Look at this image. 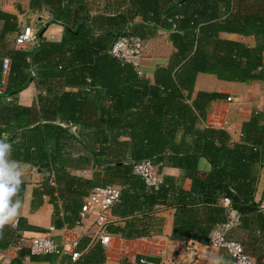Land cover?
Instances as JSON below:
<instances>
[{
	"label": "trees",
	"instance_id": "16d2710c",
	"mask_svg": "<svg viewBox=\"0 0 264 264\" xmlns=\"http://www.w3.org/2000/svg\"><path fill=\"white\" fill-rule=\"evenodd\" d=\"M107 7L113 9L94 15L87 0H30V10L48 12L47 28L59 25L63 35L59 42L48 40L45 27L39 46L27 50L6 46L20 28L14 15L0 11V140L11 145L12 164L35 168L42 178L31 210L48 198L54 206L52 228L72 230L81 222L84 198L111 185L121 196L110 215L134 222L141 215L147 225L154 209L168 205L175 191L170 178L161 176L163 184L152 190L133 175L134 164L151 161L180 169L192 181L190 192L178 190L174 241L187 237L208 245L212 230L227 222L225 209L217 205L224 198L242 221L255 218L264 224L256 200L264 168V110L252 113L234 143L227 131L205 125L211 104L226 95L200 91L194 97L201 74L228 83L264 82V0H123ZM137 18L141 24L134 23ZM157 31L169 34L175 51L151 81L109 53L122 36L145 38ZM223 33L251 38L254 44L222 39ZM33 83L37 103L18 105L17 97ZM201 159L210 164V173L199 171ZM18 181L10 199L22 204L27 183ZM25 231L41 229L23 218L16 228L0 225V253ZM107 233L131 239L114 223ZM77 252L80 257L73 261L67 255H32L22 247L10 264H106L105 248L92 238L82 237Z\"/></svg>",
	"mask_w": 264,
	"mask_h": 264
},
{
	"label": "crops",
	"instance_id": "0c3cea01",
	"mask_svg": "<svg viewBox=\"0 0 264 264\" xmlns=\"http://www.w3.org/2000/svg\"><path fill=\"white\" fill-rule=\"evenodd\" d=\"M116 1L123 0H87V3L92 13L96 15L97 13L103 12L105 9L112 10L113 8L107 7V5ZM117 8L119 7L117 6ZM118 10H122V8ZM0 11L14 15L17 18L20 29L23 27H34L36 30H39L40 33V31L46 27L45 30L48 40L59 42L62 38L63 28L56 24H52L47 28V25L51 22L49 13L46 11L32 12L30 10V0H0ZM134 23L141 24L142 19L137 18ZM3 26L4 23L0 21V31L3 29ZM44 31L40 33V38L44 34ZM15 38L16 35H11L8 38V41H6V46H8V48L15 49ZM221 38L243 42L250 46L254 44L253 39L234 34L223 33L221 34ZM141 39L144 42L142 61L144 77L142 78L151 81L153 80L155 70L158 67L167 66L169 58L175 50L170 42L169 34L164 31H157L152 37L147 36ZM36 46H39V44ZM200 91L226 95V98L211 104L205 125L227 131L234 143L240 142L242 137V125L250 119L252 113L264 110V82H253L248 84L228 83L219 81L213 75L201 74L196 81L194 97ZM38 94L39 90L37 84L33 83L17 97L16 102L20 106L30 108L37 103ZM42 95L46 96V93L42 92ZM229 98H237L239 103L231 104L228 101ZM62 126L68 127L64 124H62ZM10 155L11 145L9 144V148L5 154V162L13 172L17 174L18 180L27 183V188L24 201L17 210V215L8 222L23 218L29 226L41 229L39 232L25 231L21 233L20 238L14 245L15 247L8 251V255L12 260L16 257L17 251L20 248L30 247L32 238L52 229L54 206L50 203L48 198H45L44 204L41 207L35 211L31 210L33 190L39 186L42 178L35 168L12 164L9 160ZM158 166L160 167L159 172L162 178H170L174 185L175 191L171 192L169 195L168 205L157 206L153 213L150 214L153 219L147 222V225L141 223L143 222L141 215L137 222H134L132 219L122 220L110 215L109 223H114V225L119 228H125L126 234L131 235V239H126L121 234L111 235L108 239V247L105 248L106 264H120L123 260H128L132 264H135L139 256L142 257L141 259L146 258L154 262H162V264H234L231 257L224 250L216 249L209 245L199 244L187 237L183 238L181 241L173 240L176 203L179 195L178 190L181 189L186 193L190 192L192 181L185 178L180 169L166 166L162 167V165ZM198 167L201 173L207 174L211 172V166L206 159H201ZM77 174L86 178H91L92 176L90 172H77ZM29 178L31 180H29ZM263 198L264 168L259 170L256 200L261 202ZM217 205L225 209L224 216L227 218V210L222 200H219ZM62 207V202H59V208L62 209ZM203 208L204 207L201 206L199 210L201 211ZM207 211L208 209H205V212ZM215 228L213 230H215ZM88 229L89 221H86L85 224L72 230L65 229L55 231L53 235L60 243L70 242L80 240L85 236ZM229 238L240 242L244 246L246 253L256 264H264V224L256 221L255 218L247 221L239 219L237 225L230 231ZM184 240L188 241V244L190 243L191 247L196 252V257L193 262H190L184 250ZM25 264L51 263L26 260Z\"/></svg>",
	"mask_w": 264,
	"mask_h": 264
},
{
	"label": "built area",
	"instance_id": "2783aa9c",
	"mask_svg": "<svg viewBox=\"0 0 264 264\" xmlns=\"http://www.w3.org/2000/svg\"><path fill=\"white\" fill-rule=\"evenodd\" d=\"M39 44V30L34 27H23L19 30L15 41L14 47L16 50L31 49ZM110 55L122 63L131 65L136 74L142 78L144 72L142 69V61L144 54V42L140 37L137 36H122L120 37L110 49ZM9 72V61L6 60L3 65V81L5 85L6 78ZM35 77V74L32 73ZM45 95V94H44ZM229 103H239L237 98H229ZM159 166L151 161H144L133 165V175L141 178L147 188L152 190H158L163 184L159 172ZM52 185H54L52 183ZM120 189L111 185L105 187H99L93 190L89 196L84 198L81 211L80 219L81 222L78 226L85 224L89 221V229L85 236L92 238L94 241L101 242L104 248L108 247V239L111 237L107 233V227L110 220V212L114 205L120 200ZM223 205L227 210V222L218 225L215 230L212 231L209 237V246L224 250L233 260L234 264H256L255 261L246 253L244 246L231 238H229L230 231L237 225L240 215L232 209L231 202L229 199H222ZM260 210L264 212V198L260 202ZM18 220L12 222L0 223V225H10L13 228L17 227ZM77 226V227H78ZM56 230H51L39 234L32 238L31 245L29 247L31 254L36 256L45 255H57L70 256L73 261L79 259L80 254L77 252L79 240L70 242H58L53 235ZM185 242V252L193 262L196 257V252L191 247L188 241ZM15 247V246H13ZM12 247V248H13ZM10 248V249H12ZM9 251V250H8ZM8 251L0 253V264H10V257ZM138 264H162V262H154L146 258L141 259Z\"/></svg>",
	"mask_w": 264,
	"mask_h": 264
},
{
	"label": "clouds",
	"instance_id": "9594fccd",
	"mask_svg": "<svg viewBox=\"0 0 264 264\" xmlns=\"http://www.w3.org/2000/svg\"><path fill=\"white\" fill-rule=\"evenodd\" d=\"M8 148L9 144L0 140V223L14 219L21 207L19 201L12 202L10 199V194H14L19 181L17 174L5 162L4 157Z\"/></svg>",
	"mask_w": 264,
	"mask_h": 264
},
{
	"label": "rangeland",
	"instance_id": "374dc122",
	"mask_svg": "<svg viewBox=\"0 0 264 264\" xmlns=\"http://www.w3.org/2000/svg\"><path fill=\"white\" fill-rule=\"evenodd\" d=\"M5 158V157H4ZM32 177V176H31ZM29 180H31L30 178H29Z\"/></svg>",
	"mask_w": 264,
	"mask_h": 264
}]
</instances>
